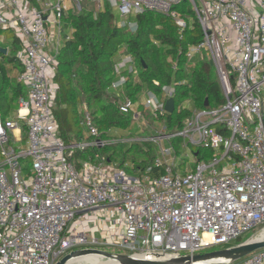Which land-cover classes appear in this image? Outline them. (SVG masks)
Returning a JSON list of instances; mask_svg holds the SVG:
<instances>
[{
	"label": "built area",
	"instance_id": "obj_1",
	"mask_svg": "<svg viewBox=\"0 0 264 264\" xmlns=\"http://www.w3.org/2000/svg\"><path fill=\"white\" fill-rule=\"evenodd\" d=\"M87 1L94 10L108 2L120 27L134 28L129 16L150 10L170 17L180 33L188 16L175 6L189 5L201 40L187 48L186 57L191 60L205 50L225 101L200 110L183 102L179 107L192 113L179 130L141 135L138 141L158 143L163 137L170 141L181 136L188 159L199 153L190 144L211 149V155L182 172L171 147L160 148L143 169L129 166L133 174L98 154L73 163L75 149L112 142L97 138L84 103L80 124L89 140L66 143L53 116L63 18L70 2L77 10L85 4L0 0V26L12 27L22 42L16 80L28 96L19 97L15 119L0 114V264H54L71 250L105 243L138 256L193 254L263 224L264 0ZM127 55L123 66L133 77L137 69ZM116 73L118 80L110 85L115 89L128 78L117 62ZM170 97L172 88L159 95L148 90L140 103L125 95L117 108L136 118L143 104L151 114L162 115L169 113L164 103ZM155 167L162 172L152 175ZM101 206L112 227L107 241L89 234L84 222L89 210ZM214 264H264V247L237 261Z\"/></svg>",
	"mask_w": 264,
	"mask_h": 264
},
{
	"label": "trees",
	"instance_id": "obj_2",
	"mask_svg": "<svg viewBox=\"0 0 264 264\" xmlns=\"http://www.w3.org/2000/svg\"><path fill=\"white\" fill-rule=\"evenodd\" d=\"M175 7L184 12L180 9L182 4ZM113 9L106 1L99 10H94L90 3V6L83 5L79 10L70 9L63 18L53 76L57 86L53 116L66 143L76 139H90L84 136V128L80 124V106L83 103L98 129L97 138L101 140L108 138L107 131L110 128L125 127L130 120V115L119 112L117 102L108 94V88L115 77L114 54L122 44L138 74V80L131 82L132 77L128 76L127 71H122L128 77L121 86L124 94L136 100L145 88L157 95L162 94L166 88H172L174 110L159 115L169 132L179 130L183 120L192 113L190 109L179 107L183 100H190L194 110L215 108L224 103L225 97L211 59L206 54L194 56L191 60L186 57L187 48L201 40V30L195 16H191L180 33L167 15L145 10L129 16L135 22L133 31H129L127 27L116 24ZM68 34L70 37L66 39ZM18 48L14 46L11 51L8 48L6 54L0 51V99L4 101V106L24 96L23 86L10 77L6 69V65H11V68L19 70L20 63L15 55ZM205 99L208 101L207 106H204ZM180 137L174 139L180 140ZM110 146L113 147L111 151L105 152ZM122 146L118 142L105 143L101 147L88 146L75 149L73 157L83 160L98 154L118 166H124L123 157L119 160L116 153L117 147L121 152ZM127 150L139 151L142 156L139 160L133 158L132 169H143L151 165L155 157V149L147 141L140 143V146L132 143L127 146ZM201 159L198 153L197 161ZM129 168L126 166V169ZM162 169L155 167L151 174H160ZM242 241L243 237L237 238V243Z\"/></svg>",
	"mask_w": 264,
	"mask_h": 264
},
{
	"label": "rangeland",
	"instance_id": "obj_3",
	"mask_svg": "<svg viewBox=\"0 0 264 264\" xmlns=\"http://www.w3.org/2000/svg\"><path fill=\"white\" fill-rule=\"evenodd\" d=\"M34 1V0H33ZM86 3H83L84 0H81L82 4H85V6H90V3H88L87 0H85ZM71 5V9L74 10V5L73 2H70ZM181 6V5H180ZM182 9L185 14L189 15L187 17V21L190 20L191 16H194L193 12H188L189 10V5L187 4H182V7L180 8ZM113 12L116 14L115 10L113 9ZM0 46L1 47H8L10 49V51L14 48V46L19 48L17 49V51L21 48L22 46V42L19 39V37L17 36L15 30L12 27H1L0 26ZM134 28H127V30L129 31H133ZM16 40V43L14 44L13 41ZM17 51L15 52V55L17 53ZM205 54V50H201V55ZM128 58L127 52L125 50L124 45H119L116 53L114 54V59L115 62H117V65H121L122 66V71H129L128 68L126 67V69H124L123 66V61ZM6 69L8 71V74L10 77L15 78V74L18 71L16 68H11V65H6ZM121 73V72H120ZM121 75V74H120ZM132 75H134L131 78V82H135L138 80V74H136L135 72L132 73ZM119 74H115V77L113 80L118 79ZM120 88H113L110 87L108 88V94L110 97H113L115 99L116 102H121L123 100V98L125 97L124 94L125 92ZM148 94V90L145 88L144 90H142L140 92V94L138 95L137 101H139V103L144 99L145 95ZM24 97L25 99L28 98L27 96V91L24 88ZM183 102L185 103V105L188 108H193V104L190 100L185 99L183 100ZM0 103H1V107H0V113L3 114V117H10V118H16V112H17V104H18V100L14 103L9 102L8 105H3L4 101H2L0 99ZM137 115L136 118H134L133 116H130V120L127 122V125L125 127H112L110 128L107 133H108V138L106 140L108 141H112V142H118L121 143L122 149L120 152V149L117 147V158L120 160L122 157L124 159V167L126 169V166H131L132 165V161L133 158H135L136 160L141 159V154L138 151L135 150H127V146L131 145L132 143H136L137 146H140V143H142L143 141H138V138L142 135V136H147L149 134H152L154 132H158V131H168L163 119H161L158 115H153L150 113V110L147 109L143 104H140L137 111H136ZM215 127H217V125H215ZM85 136V135H84ZM197 137V135H196ZM148 142V141H147ZM150 144H152L153 148L155 149V156L157 154H159V149L160 148H169L171 147L172 151H177L178 155H177V161H176V165L179 171H184L185 169H190L192 167H194V165L197 163V159L196 157H191L190 159H188L186 156H184L185 153V147L183 146V138L180 137L179 139H174L172 138L170 141L163 137L161 138V140H159L158 143H152L149 142ZM190 148L192 150H196L197 148H199V153L202 156V161H208L209 160V155H211L210 151L211 149L209 148H205L202 145H194V144H190L189 145ZM113 147L110 146L108 148H106L105 152H110L111 149ZM125 150V151H124ZM75 159L74 157L72 158L73 163H75ZM28 163H29V158H27ZM223 164V162L221 163ZM24 165V162H23ZM24 171H26V169H24ZM127 171L131 174L134 173V170L132 169H127ZM264 228V223L253 228L252 230L246 232L244 235H241L239 237H243V240L252 238L257 236L262 229ZM93 237L95 238H101V236L98 235H94ZM237 244V239L232 240L228 243L222 244L220 246H214V247H210L207 248L205 250L202 251H208V250H212V249H217L220 247H227V246H232ZM92 248H99V249H103L105 251H109V252H113V253H123V254H128V252L126 250H124L123 248H119L116 246H113L111 244H102V245H96L95 246H91ZM241 259V258H240ZM239 260V259H238ZM237 261V260H236ZM69 264H88V262L86 261H77V262H70Z\"/></svg>",
	"mask_w": 264,
	"mask_h": 264
},
{
	"label": "water",
	"instance_id": "obj_4",
	"mask_svg": "<svg viewBox=\"0 0 264 264\" xmlns=\"http://www.w3.org/2000/svg\"><path fill=\"white\" fill-rule=\"evenodd\" d=\"M0 51L7 53V47H1ZM208 105L207 99L204 106ZM164 109L171 113L174 110V98H168L164 103ZM264 247V235L260 233L232 246L221 247L198 253H182L175 255L138 256L133 254L113 253L99 248L74 249L63 255L54 264H68L77 256L95 253L107 259H115L118 264H214L222 261H236L241 257Z\"/></svg>",
	"mask_w": 264,
	"mask_h": 264
},
{
	"label": "crops",
	"instance_id": "obj_5",
	"mask_svg": "<svg viewBox=\"0 0 264 264\" xmlns=\"http://www.w3.org/2000/svg\"><path fill=\"white\" fill-rule=\"evenodd\" d=\"M19 70L16 72L14 76L15 79L17 77ZM196 159H197V156H196ZM105 208H106L105 206H101L99 208H94V209L89 210L87 212L86 220L84 221L85 223H87V230L89 231V234L101 236L100 239L98 238L100 241H105L104 240L105 238L107 241L109 234H110L109 230L110 228H112L111 226L109 227L108 219L105 220V210H106Z\"/></svg>",
	"mask_w": 264,
	"mask_h": 264
},
{
	"label": "bare ground",
	"instance_id": "obj_6",
	"mask_svg": "<svg viewBox=\"0 0 264 264\" xmlns=\"http://www.w3.org/2000/svg\"><path fill=\"white\" fill-rule=\"evenodd\" d=\"M260 234L264 235V228L262 229ZM77 261H86L88 262V264H118L115 259H107L95 253H89L74 257L68 262V264L70 262L72 263Z\"/></svg>",
	"mask_w": 264,
	"mask_h": 264
}]
</instances>
